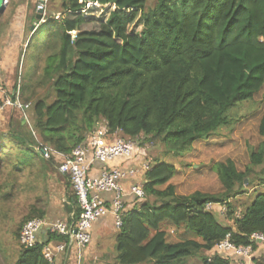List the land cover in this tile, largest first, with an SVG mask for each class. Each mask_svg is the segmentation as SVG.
Instances as JSON below:
<instances>
[{
    "label": "trees",
    "instance_id": "trees-1",
    "mask_svg": "<svg viewBox=\"0 0 264 264\" xmlns=\"http://www.w3.org/2000/svg\"><path fill=\"white\" fill-rule=\"evenodd\" d=\"M152 2L146 11L147 0H60L58 19L36 22L27 46L41 30V76L34 86L21 88V100L31 102L34 88L44 86L54 98L51 103L44 98L32 102L31 126L39 142L17 122L0 131L1 175L53 169L58 161L43 159L34 149L38 144L68 155L99 126L109 135L136 143L142 137L182 156L193 143L226 127L231 111L262 89L264 0ZM87 3L108 11L107 17L85 15ZM91 20L97 29H83ZM18 127V132L12 130ZM258 135L262 142L250 153L244 172L230 160L212 166L223 189L219 194L177 196L170 184L174 167L150 164L142 186L145 199L124 214L112 264H187L192 258L200 264H234L241 257L214 252L226 238L234 247L252 251L261 245L262 255L254 263L264 264V243L251 240L253 234L264 236V193L239 215L231 203L246 193L245 180L252 184V168L264 163V114ZM9 186L8 180L0 183L1 202L9 199ZM69 188L66 181L67 212L76 219L79 209ZM207 204L226 210L223 222ZM46 215V208L32 207L13 232L15 239L27 221ZM170 226L178 233L176 242L169 240ZM64 240L47 233L32 248L19 245L13 264H56V259L43 258L42 248Z\"/></svg>",
    "mask_w": 264,
    "mask_h": 264
},
{
    "label": "rangeland",
    "instance_id": "rangeland-1",
    "mask_svg": "<svg viewBox=\"0 0 264 264\" xmlns=\"http://www.w3.org/2000/svg\"><path fill=\"white\" fill-rule=\"evenodd\" d=\"M18 2L21 0H8L6 10L0 16V44L6 40L7 24ZM152 6V0H147L145 10L151 9ZM29 10L30 14L33 15L35 5L31 4ZM85 10H87L85 15L92 16L94 20L107 17L108 11L101 10L96 4L87 3ZM60 13V0H52L47 6L44 17L45 19L49 16L58 17ZM22 14L23 12L20 13V16ZM83 29L96 30L97 23L91 20ZM41 36L42 32L38 30L31 44L27 46L26 43L25 50L20 54L17 71L21 72L20 78L24 71L23 76L27 79V82L23 83L25 85L34 86L36 80L41 76L45 54L37 45ZM23 84L21 80V88ZM30 98L31 112L34 100L44 98L47 103H51L54 94L48 86L36 87L34 92L30 94ZM263 114L264 86L250 101L238 105L231 111V122L226 127L217 130L207 139L193 143L191 148L182 156L172 154L159 143L144 141L142 137L137 141L138 152L143 159L145 157L144 161L149 164L153 165L157 161L174 167L176 173L170 184L174 187V193L177 196H190L195 192L219 194L223 189L217 175L211 169L212 166L230 160L238 172H244L247 167H250L249 155L252 151H256L262 142V138L258 135V125ZM115 136L118 139L122 138L119 135ZM57 166L56 163L55 168L47 169L42 173L39 169L34 168L32 170L24 169L10 176L0 174V183L3 180H8V185H10V190L9 187L6 189L10 193L9 199L6 202L0 201V264H13L16 260L19 243L13 232L32 207L46 208V216L49 219L57 218V214H59L57 209H60V213L65 214V201L67 200L65 182L68 180L57 172ZM252 173V184L249 185L248 180H245L246 183H244L246 193L231 200L236 208V215L241 214L244 209L249 207L257 194L264 193V184L261 185L260 182V179L264 180V163L261 166L253 167ZM212 211L217 216L218 221L220 219L223 222V214L226 210L223 207L220 210L219 205H217L213 207ZM166 231L171 242L178 240V233L173 227H166ZM187 264H200V261L198 258H192L187 261Z\"/></svg>",
    "mask_w": 264,
    "mask_h": 264
},
{
    "label": "built area",
    "instance_id": "built-area-1",
    "mask_svg": "<svg viewBox=\"0 0 264 264\" xmlns=\"http://www.w3.org/2000/svg\"><path fill=\"white\" fill-rule=\"evenodd\" d=\"M51 1L34 0L35 12L41 13V22ZM54 18L58 19L59 16ZM3 94L4 90L0 83V95ZM3 107H12L20 112L30 109L29 104L21 102L19 88L16 89L11 98L5 97ZM24 121L28 123L26 118H24ZM108 137L107 129L99 126L94 129L82 145L75 148L68 155L58 153L40 144L34 148L46 161L52 158L58 161L57 172L67 178L79 209V215L74 219L73 214H71V219L68 223L57 219H33L27 221L19 233L18 240L22 248H32L36 243H43L46 239V234L50 233L63 237L65 240L58 244L43 246L41 254L46 261L53 262L58 254L64 253L69 249L74 251L79 260L83 251L90 245V230L93 223L103 217L110 216L113 219L115 229L119 230L122 226L123 216L127 211L125 198L129 196L138 203L145 199L142 185L133 183L128 191H125L121 186L122 181L134 178L138 173L145 175L146 171L150 169V164L144 159L141 161L139 169H132L126 172L117 169L103 170L99 177L95 179L88 176L91 164V161L88 162V155H91L92 161L100 164H105L115 159L130 161L135 158V154L139 149L135 140L117 138L112 143H108ZM103 193L112 195L109 206L100 197ZM212 207L213 205L207 204L205 208L210 210ZM43 236H45L44 239ZM251 240L264 243V236L253 234ZM214 252L241 257L248 262L253 254L251 247H234L230 244L228 238L216 244Z\"/></svg>",
    "mask_w": 264,
    "mask_h": 264
},
{
    "label": "crops",
    "instance_id": "crops-1",
    "mask_svg": "<svg viewBox=\"0 0 264 264\" xmlns=\"http://www.w3.org/2000/svg\"><path fill=\"white\" fill-rule=\"evenodd\" d=\"M31 4H34V0H21V2L17 3L16 7L13 9V14H11L12 17L9 23L7 24L8 27L5 37L6 40L0 44V83L4 90V94L0 95V131H7L10 127H12L10 126L11 123L17 122L20 123L19 126L26 127L29 130L35 142H39L31 126L32 111L30 112V109L26 110L25 112H20L16 109H13L12 107H3L5 97L11 98L17 88H19L21 99L20 82L21 80L22 84L27 82V79L23 76L25 74L24 71L22 77L20 78L21 72H19V70L17 71V67L20 63V54L25 50L26 43L28 42L32 33L37 27L36 22L38 20L36 19V17L33 18L35 12L33 13V15L30 14L29 7ZM22 12L23 14L20 16V13ZM29 16H31V18H28ZM32 27H34L33 31ZM7 38H9L10 40H8ZM23 86H25V84H23ZM24 118H26L28 123H25ZM12 130L18 132L19 127L12 128ZM115 135H117V133L109 135L107 142L112 143L115 139H117V136ZM90 161L91 164L88 171V176L92 179H95L99 177L103 170L117 169L126 172L132 169H139L140 163L141 161H143V158L141 157V154H139L137 151L135 154V158L130 161L124 159H115L114 161L105 164H100L98 162L92 161L91 155H88V162ZM133 183H138L139 185L143 186L144 175L138 173L134 178L122 181L121 186L125 191H128L129 187ZM70 194L72 193L70 192ZM100 197L107 204V206H109V203L112 199V195L103 193L100 195ZM65 203H67V201H65ZM125 204L128 211L132 209H137V205L139 203L128 196L125 198ZM58 212L59 214H57V218L49 219L46 217L45 219H57L62 222L68 223L71 219L70 215L74 214H68L66 205L65 214L60 213V209H57V213ZM73 218H75V216H73ZM116 233L117 231L113 225L112 217L106 216L101 218L100 220L93 223L90 230V245L83 251L81 258L78 260L74 251L72 249H69L64 253L57 255L55 260L56 264H112L114 261L112 262L111 260H114L116 257L114 250V241ZM44 238L45 236H43V239ZM262 251V247L261 245H259L256 250L253 251L252 258L249 262L237 257L239 259H236L234 264H255L254 260L258 259L260 255H262Z\"/></svg>",
    "mask_w": 264,
    "mask_h": 264
},
{
    "label": "water",
    "instance_id": "water-1",
    "mask_svg": "<svg viewBox=\"0 0 264 264\" xmlns=\"http://www.w3.org/2000/svg\"><path fill=\"white\" fill-rule=\"evenodd\" d=\"M7 3H8V0H0V15H2L4 13ZM40 16H41V13L40 12H36V19L38 21H40V19H41ZM33 30H34V27H32V31ZM244 183H246V181H244Z\"/></svg>",
    "mask_w": 264,
    "mask_h": 264
}]
</instances>
